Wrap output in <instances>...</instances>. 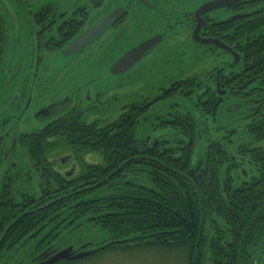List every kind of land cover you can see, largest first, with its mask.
<instances>
[{
	"label": "flooded vegetation",
	"instance_id": "af4514ba",
	"mask_svg": "<svg viewBox=\"0 0 264 264\" xmlns=\"http://www.w3.org/2000/svg\"><path fill=\"white\" fill-rule=\"evenodd\" d=\"M105 1L0 0V219L29 217L20 233L39 244L26 247L33 257L56 252L58 232L86 237L90 223L84 221H105L108 196L122 197L124 188L154 192L155 153L180 158L186 150L185 135L160 134L178 133L170 123H234L235 110L249 100L250 89L236 87L234 74L242 70L240 35L248 31L258 0H232L205 14L198 38L194 12L213 0H129L114 23L64 56L68 44L117 8L98 16ZM124 28L135 32V44L102 65L99 55ZM156 36L161 39L129 69L109 73L126 51ZM108 74L110 82L102 78ZM112 126L132 127V135L107 137ZM108 140L120 143L119 149L107 151ZM145 165L149 183L139 177ZM239 173L248 178L247 169ZM229 176L235 186L233 169ZM79 207L87 211L77 219L82 228L71 224ZM43 210L50 215H41Z\"/></svg>",
	"mask_w": 264,
	"mask_h": 264
},
{
	"label": "trees",
	"instance_id": "16d2710c",
	"mask_svg": "<svg viewBox=\"0 0 264 264\" xmlns=\"http://www.w3.org/2000/svg\"><path fill=\"white\" fill-rule=\"evenodd\" d=\"M256 6L246 22L247 38L244 40V34L240 35L242 70L234 74L236 87L250 89L249 100H242L235 112L243 116L248 142L235 155L228 154L218 142H210L204 160L191 164L201 123L189 120L170 123L173 130L187 139L183 156L162 157L155 153L152 180L155 191L148 193L147 187L124 188V196L119 193L108 196L105 221H84L90 223L89 237L77 232L72 235L58 232L56 252L101 247L81 260L58 264H80L107 253L150 249L180 251L185 254L187 264H264V150L256 146L264 141V0H258ZM131 128L108 127L106 136H130ZM119 145L115 140L106 141L107 151L118 150ZM232 169L235 186L229 176ZM241 169H247V179L239 173ZM144 170L145 175L139 177L149 183L146 165ZM74 213L78 217L71 224L76 222L82 228L77 219L87 215L86 209L79 207ZM40 214L50 215L44 210ZM64 215L67 221L69 217ZM27 217L0 219V249L6 245L4 253H0L3 264H32L40 256H19L28 245L35 248L39 245L20 233L28 224ZM64 221L53 224V229ZM87 241L90 246H83ZM13 247L15 251L8 252Z\"/></svg>",
	"mask_w": 264,
	"mask_h": 264
},
{
	"label": "rangeland",
	"instance_id": "374dc122",
	"mask_svg": "<svg viewBox=\"0 0 264 264\" xmlns=\"http://www.w3.org/2000/svg\"><path fill=\"white\" fill-rule=\"evenodd\" d=\"M127 3H129V0H106L105 4L101 7V9H99L100 11H98L97 14L98 16H101L104 13L112 10L114 7H123L124 5H127ZM110 32L111 30L107 32V35H109ZM107 35L103 38L107 37ZM113 35H117L116 43L108 44V47H106V52L103 55H99L101 57L100 62L102 63V65L106 63V66H109V64L115 57H117L126 49L130 48L132 44H135L137 39L135 32L131 28L117 29L113 33ZM101 39L93 44L90 48V51H87L85 55H91L92 52L100 46ZM204 63H209V61L204 60L202 64ZM202 64L198 68H203ZM94 66L95 64L92 63L91 71L94 70ZM49 67L50 70H55L56 64L52 61V63L49 64ZM204 71L205 70H203L202 72ZM103 77L104 79L106 78L107 82H110V78H112L113 76L103 75L102 78ZM239 117V114H235L234 123H201L198 128V140L193 151L191 164L202 162L205 157L206 146L210 142L214 141L221 144L222 147L228 152V154L235 155L239 147L245 145L248 142V137L246 136L243 128L244 123L243 121L238 120ZM160 134H162V136L165 135L169 137V139L173 138L174 135H179V133L174 134L170 129L161 130ZM256 146L264 150V141L258 142ZM30 251L31 247L26 248L19 254V256L29 255ZM80 264H187V260L185 254L177 250L150 249L131 250L129 252H121L117 254L107 253L101 257L85 261Z\"/></svg>",
	"mask_w": 264,
	"mask_h": 264
},
{
	"label": "water",
	"instance_id": "95a60500",
	"mask_svg": "<svg viewBox=\"0 0 264 264\" xmlns=\"http://www.w3.org/2000/svg\"><path fill=\"white\" fill-rule=\"evenodd\" d=\"M232 0H213L208 1L198 7L194 12V17L196 19V26L193 30V38H198V31L203 26V16L209 12L219 10L231 4ZM140 2H142L140 0ZM130 7V2L123 7H117L113 11L109 12L94 24H92L86 31L74 39L70 44H68L64 50V56L72 55L78 52L85 45L90 43L94 38H96L103 30L116 21V19L124 12L125 8ZM161 39V36H156L146 40L143 43L126 51L121 57L114 61L109 67V73L111 75L120 74L127 69H129L134 63H136L148 50H150L157 42ZM203 43H216L212 40H203ZM225 49V48H224ZM237 57V56H236ZM236 59V58H235ZM237 61V60H236ZM101 249H93L88 251H72V248H66L58 252H50L47 255H40L34 259L35 264H58L60 262H71L81 260L91 254L99 251ZM40 260V261H39Z\"/></svg>",
	"mask_w": 264,
	"mask_h": 264
}]
</instances>
